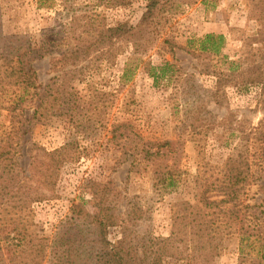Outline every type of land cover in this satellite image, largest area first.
<instances>
[{
    "label": "rangeland",
    "instance_id": "374dc122",
    "mask_svg": "<svg viewBox=\"0 0 264 264\" xmlns=\"http://www.w3.org/2000/svg\"><path fill=\"white\" fill-rule=\"evenodd\" d=\"M150 1L110 5L95 0H0V49L4 39L18 36L32 46L61 40L66 27L78 28L81 18H88L82 23L120 25L126 32L132 31ZM164 1L159 5L164 14L158 33L139 43L127 36L121 38L112 48L118 52L115 56L92 53L78 63L84 67V77L71 82L74 99L64 111L52 115L39 110L27 124L30 129L19 146L20 160L30 164L34 187L44 188L43 197L29 207V228L39 236L52 239L65 232L66 236H83L89 228L86 222H63L72 204L82 203L90 216L120 214L105 232L111 243L121 238L126 226L133 233L167 237L172 232L173 204L194 202L204 161L221 167L230 155L252 153V143L240 138L238 124L243 121L239 127L254 130L264 117V83L245 86L236 77L252 63L264 72V0ZM207 33L223 35L218 52L201 49L200 39ZM34 56L29 52L25 58H30L37 83L44 86L60 72L49 69V55ZM165 61L181 65L192 75L195 87L183 90L178 84L174 86V81L155 86L147 70ZM17 91L15 86H0V130L10 123L8 107ZM87 105L90 117L71 119L73 106L88 112ZM32 110L33 106L26 109L25 116L30 118ZM113 126L121 128L118 133L124 130L117 138L112 137ZM132 138L138 139V148L133 151L125 146ZM75 139L70 149L62 150L68 152L69 159L60 163L55 186L47 189L39 180L45 179L40 173L50 163L48 152ZM164 141L168 149L162 157L145 162L142 157L129 156L136 158L145 144L152 146V152ZM161 165L179 169L181 177L178 190L159 198L155 169ZM261 175L263 182L264 171ZM256 190L257 185H251L245 202L264 209V193ZM135 202V208L143 210L141 218L132 224L123 218L124 226L120 220ZM189 235L182 231L175 234L177 238ZM183 242L177 239L159 259L148 257L139 264H238L240 256L250 251L237 231L218 243L195 244V238L194 242ZM0 264L34 263L28 257L11 261L0 253ZM74 264H98V258L93 254L76 259Z\"/></svg>",
    "mask_w": 264,
    "mask_h": 264
},
{
    "label": "trees",
    "instance_id": "16d2710c",
    "mask_svg": "<svg viewBox=\"0 0 264 264\" xmlns=\"http://www.w3.org/2000/svg\"><path fill=\"white\" fill-rule=\"evenodd\" d=\"M166 1L168 0L164 2ZM95 2L117 5L132 0ZM160 2L161 0H151L146 5L141 21L132 31L126 32L120 25L108 26L89 21L82 23L88 18H81L76 25L78 28L75 25L66 27L65 37L61 40L49 39L45 43H34L32 46L18 36L15 40L4 39L2 42L0 86H15L18 90L8 107L10 123L8 127L0 130V253L6 254L11 261L28 257L34 264H74L76 259L94 254L98 258V264H139L142 259L148 257L159 259L177 239L184 241V245L188 239L194 242V238L195 244H213L220 242L227 234L237 231L240 232L242 241L245 240V244L250 246V251L240 256L238 264H264V209H261L259 204L245 202L253 184L257 185V192L264 193V181H261V172L264 171V117L259 120L254 130L249 131V126L239 127L243 121L238 124L240 138L252 143V153L230 155L221 167L202 159L204 168L199 169L198 190L193 195L194 202H174L172 232L167 237H148L133 233L129 226L122 223L127 219L132 224L141 218L140 213L143 210L138 206L135 208L138 202L132 204L130 210L121 218L120 223L126 228L124 227L121 238L114 243L107 239L105 232L107 227L115 225V216L119 217L120 214L110 212L106 218L90 216L82 203H73L70 214L63 221L67 225L78 220L86 222L89 228L81 237L66 236L65 232L48 239L29 228L30 203L43 197L45 192L44 188L34 187L31 170L29 172L30 164L27 166L20 160L22 153L19 146L23 135L30 129L27 124L39 110L52 115H59L64 111L65 106L74 99L71 82L84 77V67L78 63L87 60L92 53L106 52L115 56L118 52L112 48L121 38L127 36L139 43L142 39H150L154 32L158 33L160 18L164 14L159 7ZM148 27H152L150 31L147 30ZM223 40L221 34L207 33L200 39V47L202 50L218 52ZM138 48L139 46L136 47ZM29 52L34 53L36 58L49 55V69L60 73L55 74L46 85L38 84L30 58H25ZM205 69L208 71L207 67ZM252 69L254 71L250 73L249 70ZM147 72L155 86L174 81L173 85L178 84L177 87L183 90L195 87L191 82L192 75L189 76L176 61H165L159 66H150ZM237 75L236 81L239 79L244 85L264 83V72L257 63L246 66L237 72ZM31 106L33 110L29 118L25 116L24 111ZM86 108L88 112L73 106L71 119L79 121L77 117H90V105ZM230 125L233 126L232 122ZM120 129L119 126H113V138L124 132L122 130L118 133ZM137 140L132 138L125 142V146L133 151L138 148ZM76 141L70 140L48 152L50 163L46 164V169L40 173L45 175L44 180H39L41 185H45L47 189L55 186L60 163L69 159L68 152L65 151ZM145 146L136 158L133 154L129 156L134 159L142 157L141 159L147 162L156 156H164V149H168L166 141L159 143L152 152V146ZM63 149L65 151L62 152ZM70 158L73 156L70 155ZM31 167L33 168V165ZM180 177L181 172L177 168L168 165L157 167L155 179L158 197L162 198L164 194L178 190ZM103 201L98 203L102 204ZM180 231L190 235L177 238L175 234ZM101 247L104 248L103 252Z\"/></svg>",
    "mask_w": 264,
    "mask_h": 264
}]
</instances>
